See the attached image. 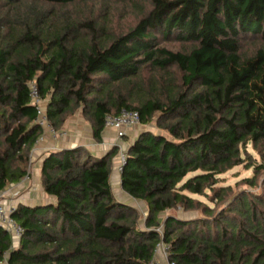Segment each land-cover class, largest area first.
<instances>
[{
    "label": "trees",
    "instance_id": "1",
    "mask_svg": "<svg viewBox=\"0 0 264 264\" xmlns=\"http://www.w3.org/2000/svg\"><path fill=\"white\" fill-rule=\"evenodd\" d=\"M89 1L0 0V191L28 176L44 130L35 81L55 129L83 109L101 141L106 116L127 108L168 133L143 130L126 147L121 187L146 212L114 194L118 148L52 152L41 175L54 201L19 204L24 234L14 247L0 227V264H149L161 244L173 264H264V193L235 195L218 214L194 197L214 191L222 203L232 188H215L220 175L246 161L264 168L247 149L264 152V0H148L118 36L67 10ZM160 36L194 46L174 51ZM146 70L160 72L148 85ZM199 209L205 216L171 213Z\"/></svg>",
    "mask_w": 264,
    "mask_h": 264
},
{
    "label": "rangeland",
    "instance_id": "2",
    "mask_svg": "<svg viewBox=\"0 0 264 264\" xmlns=\"http://www.w3.org/2000/svg\"><path fill=\"white\" fill-rule=\"evenodd\" d=\"M47 7L51 8L50 5ZM150 8L151 6L148 0H135L131 2H124L122 0H90L85 4L70 7L67 10H69L74 15L76 10L79 9L81 13H84L88 17L90 16L92 18H96L97 22H99L100 24H104L107 30L110 32L111 36H118L128 32L131 28H133L139 22V20L150 10ZM159 44L174 51H189L194 46V43L192 41H182L176 39L175 37L165 39L162 36H160L159 38ZM159 74L160 72L154 70H146L143 74V80L148 85L151 81L156 79ZM78 115H82L84 125L88 126L86 132L93 136V142L101 143L103 140L98 141L94 137L92 122L85 116L83 109H78L73 114L69 115L64 125H62L59 129H56L57 133L53 136H55L56 138H68V136L77 131V128L79 130L80 127H78V123L75 122V117H78ZM143 130H150L156 133L168 134L163 128L158 127V123L156 122V120L145 126L140 124L137 128L131 130L128 136L123 140L124 146L127 147L128 144L133 142L139 135V133ZM247 149L249 154H251L252 156V161L255 162L257 166H264V152H259L258 150L254 149L252 145H249ZM118 161L119 159L115 157L114 164L112 166L111 183L116 197L122 202H126V198L129 199V197L121 187ZM248 162L249 161H246L244 164L237 166L218 177L219 182L215 187L216 189L219 190L222 187L228 186L232 188V190L228 192V196L225 197L226 200H224V202H215L214 191H209L207 196L194 197L201 200L206 205L214 207V213L218 214L230 206L231 202L229 201V198L231 200V198L233 199V196L235 195L243 194L244 192L252 194H263L264 188L262 187L264 185V168H262V170L257 173L254 171V168L247 167V164H250ZM31 164L32 163L30 160V164L28 166V172L30 171V173L32 170ZM247 178H255L257 180L256 184H258V186H248L247 183H245V179ZM39 185H41L40 187L43 188L42 180L41 184L10 185V187L12 186L13 193L12 196L9 197L11 202L9 206H16L18 208L19 204H23L24 202L22 201H26V199L28 198L25 197L29 192L28 189L36 193ZM16 191L18 192V195L15 196L14 192ZM128 201H131V199H129ZM134 202L136 203V201ZM136 204L143 205L139 207H142L141 210L144 209L143 212H146L145 204L141 202H137ZM171 213L179 218L182 217L184 219H194L205 216L200 209L189 212L177 210L172 211ZM13 244L14 247H18L20 245V240L15 235H13ZM163 254L164 252L160 250V252L158 253V258L162 261V264H168L167 258Z\"/></svg>",
    "mask_w": 264,
    "mask_h": 264
},
{
    "label": "crops",
    "instance_id": "3",
    "mask_svg": "<svg viewBox=\"0 0 264 264\" xmlns=\"http://www.w3.org/2000/svg\"><path fill=\"white\" fill-rule=\"evenodd\" d=\"M75 118H76L75 122L78 123L77 126L80 127V129L78 130L77 128L76 129L77 131H75V133L68 136V138L67 137L66 138L64 137L56 138L50 133L48 128H44L43 133L41 135L42 139L34 145L31 151V156H30L31 163H32L31 173L29 171L28 176H26L20 182L13 184V185L41 184V180H42L41 172H42L43 161L52 152L82 146V147H85L87 150H89L95 156L101 157V156L106 155L111 149L114 148V144L116 142V134L113 130L105 128L102 133L103 141L101 143H94L93 136L90 135L88 132H86V129L88 128V126L84 125L82 115H78V117H75ZM40 186L41 185L38 186V190L36 193L28 189L29 192L27 196H25L28 198L26 199V201H22L24 202L23 203L24 205L35 207L38 205H46L54 201V198L52 196L46 194L44 187L41 188ZM128 197L129 199H131V201H128L129 199L126 198V202L124 203H127L135 207L143 206L141 204L140 205L136 204L137 202L143 203L142 201L135 200L130 195H128ZM134 201H136V203ZM139 208L141 209L142 207H139ZM143 210L144 209H142V211ZM160 264H162L161 260H160Z\"/></svg>",
    "mask_w": 264,
    "mask_h": 264
},
{
    "label": "built area",
    "instance_id": "4",
    "mask_svg": "<svg viewBox=\"0 0 264 264\" xmlns=\"http://www.w3.org/2000/svg\"><path fill=\"white\" fill-rule=\"evenodd\" d=\"M30 95L33 104L37 108L38 118L37 123L43 126V128H48L52 135H55L56 129L50 124L47 112H46V100L42 99L39 93V88L37 83L34 81L30 86ZM141 124L140 113L136 110H130L127 108H123L122 111L117 114H108L105 118V128L113 130L116 134V142L114 147L118 148V153L116 157L119 159L118 161V169L121 171L123 169V165L127 161V148L124 146L123 140L128 136L129 132L135 128H137ZM42 139V136L38 139L39 142ZM13 190L12 186L6 188L3 191H0V227L9 232L12 236L15 235L21 240V237L24 234L23 227L16 222L13 218L12 214L15 212L17 207L9 206L10 198L12 196ZM14 195H18V192H14ZM13 207V208H12ZM163 248H162V247ZM161 251L164 252V256L167 258L168 264L170 263L167 249L164 245H160L156 250V257L149 264H160V260L158 258V253ZM5 264H8L5 261Z\"/></svg>",
    "mask_w": 264,
    "mask_h": 264
}]
</instances>
